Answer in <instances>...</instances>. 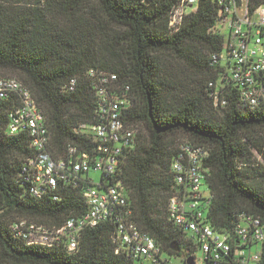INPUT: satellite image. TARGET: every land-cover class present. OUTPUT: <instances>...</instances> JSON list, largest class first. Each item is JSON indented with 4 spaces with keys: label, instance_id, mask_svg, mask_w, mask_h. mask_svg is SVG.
<instances>
[{
    "label": "trees",
    "instance_id": "16d2710c",
    "mask_svg": "<svg viewBox=\"0 0 264 264\" xmlns=\"http://www.w3.org/2000/svg\"><path fill=\"white\" fill-rule=\"evenodd\" d=\"M179 3L30 0L12 5L0 0V77L17 78L30 89L45 115L56 157L66 155L68 143L92 147L91 138L75 132L81 123L98 120L90 69L115 73L120 89L130 87L132 103L124 120L137 127V137L115 180L124 183L140 227L177 254L171 246L181 244L183 233L169 221L167 203L175 184L172 163L184 144L206 151L202 165L212 194V224L229 228L240 211L264 224V165L254 168L259 186L248 182L247 171L257 156L264 159V98L254 108L243 106L237 85L221 83L224 66L212 63L229 37L218 28L225 5L199 0L196 9L171 25ZM249 4L252 12L264 0ZM169 58L196 67L202 74L197 83L180 78ZM216 95L227 103L216 104ZM18 104L16 97L0 99V264H140L115 252L112 221L84 230L74 252L28 245L13 235L10 224L18 218L60 225L86 209L80 185L60 182L41 198L30 194L21 175L34 153L30 136L6 132L9 113ZM259 264H264V242Z\"/></svg>",
    "mask_w": 264,
    "mask_h": 264
},
{
    "label": "built area",
    "instance_id": "2783aa9c",
    "mask_svg": "<svg viewBox=\"0 0 264 264\" xmlns=\"http://www.w3.org/2000/svg\"><path fill=\"white\" fill-rule=\"evenodd\" d=\"M198 1L180 0L170 24L179 23L185 13L197 7ZM220 2L225 7L218 25H225L229 37L224 49L212 55V63L224 66L221 83L236 84L241 104L254 108L264 98V4L250 12L249 0ZM88 76L97 96L98 120L81 123L75 132L91 138L92 147L85 150L68 143L66 155L58 157L53 152L45 115L30 89L17 78L0 77V99L16 97L19 101L9 113L6 132L27 133L34 150L21 171L30 194L41 198L57 189L60 182L71 183L74 187L81 186L86 203L82 213L69 216L60 225L18 218L10 224L13 235L28 245L62 246L74 252L84 230L112 221L115 252L140 264H188V258L193 259V264H259L264 242V224L259 217L240 211L235 214L232 226L223 229H217L208 217L212 194L203 173L206 151L197 145L184 144L183 153L172 163L175 184L167 203V215L183 233L176 249L180 253L166 251L140 227L133 218L124 183L115 180L120 162L137 137V127L124 120V111L132 103L130 87L120 89L115 73L90 69ZM75 83L76 79H71L69 89ZM215 103L224 106L226 97L216 95ZM91 171L101 173L99 182H94Z\"/></svg>",
    "mask_w": 264,
    "mask_h": 264
},
{
    "label": "rangeland",
    "instance_id": "374dc122",
    "mask_svg": "<svg viewBox=\"0 0 264 264\" xmlns=\"http://www.w3.org/2000/svg\"><path fill=\"white\" fill-rule=\"evenodd\" d=\"M11 1L13 3L12 5H20V4L26 5V4H28V2H30V0H11ZM18 1H20V2H18ZM18 3H20V4H18ZM195 8L196 7L193 6L192 9H195ZM224 26L225 25H223V24H219L218 28L221 29L222 31H224L225 34L227 35L228 30ZM169 60H170V61H168L169 64L173 65V67L177 69V73L179 74V77L183 78V77L187 76V79L189 81H192L193 84H196L197 80L202 75L196 67L190 66L188 64H185L184 62H180V61H177L174 59L169 58ZM144 134H145V132H144ZM256 161H257V163L254 162L253 165H251L252 167H248L249 169H247V171L249 172V176H250V178L248 179V182L255 187L259 186L260 183H262V181H261V178L259 176H257L258 175L257 169H254V168H256V166L261 165V164L264 165V159L260 156H257ZM253 166H255V167H253ZM91 176L94 179V182L97 183L100 180L101 173L99 171H91Z\"/></svg>",
    "mask_w": 264,
    "mask_h": 264
},
{
    "label": "water",
    "instance_id": "95a60500",
    "mask_svg": "<svg viewBox=\"0 0 264 264\" xmlns=\"http://www.w3.org/2000/svg\"><path fill=\"white\" fill-rule=\"evenodd\" d=\"M171 247H172L173 249H176V248H177L175 243H173ZM187 263H188V264H193V263H194V262H193V259H192V258H188V259H187Z\"/></svg>",
    "mask_w": 264,
    "mask_h": 264
}]
</instances>
